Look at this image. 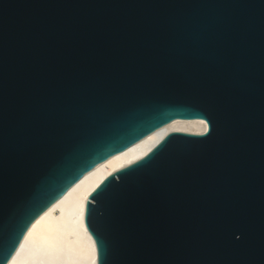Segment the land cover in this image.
<instances>
[{
	"label": "water",
	"instance_id": "obj_1",
	"mask_svg": "<svg viewBox=\"0 0 264 264\" xmlns=\"http://www.w3.org/2000/svg\"><path fill=\"white\" fill-rule=\"evenodd\" d=\"M98 264H264V0H0V264L102 161Z\"/></svg>",
	"mask_w": 264,
	"mask_h": 264
},
{
	"label": "bare ground",
	"instance_id": "obj_2",
	"mask_svg": "<svg viewBox=\"0 0 264 264\" xmlns=\"http://www.w3.org/2000/svg\"><path fill=\"white\" fill-rule=\"evenodd\" d=\"M204 130L200 119L178 118L102 161L31 224L7 264H98L95 241L85 222L90 193L105 177L146 155L168 133Z\"/></svg>",
	"mask_w": 264,
	"mask_h": 264
}]
</instances>
